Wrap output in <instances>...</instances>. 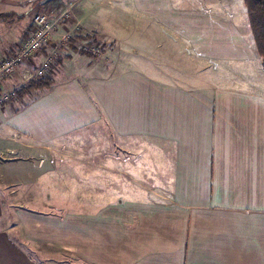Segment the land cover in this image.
Masks as SVG:
<instances>
[{"label":"crops","instance_id":"obj_1","mask_svg":"<svg viewBox=\"0 0 264 264\" xmlns=\"http://www.w3.org/2000/svg\"><path fill=\"white\" fill-rule=\"evenodd\" d=\"M73 1L67 4L73 7V34L112 38L108 52L125 66L109 75L104 64L99 67L94 57L81 54L77 44L57 40L2 82L3 88L17 89L26 67L37 65L46 54L60 59L51 69L50 87L35 89L22 109L31 112L5 118L8 128L20 135L0 131L5 141L0 142L5 147L0 161L17 163L0 174L2 190L7 201L13 197L9 187L17 192L18 206L21 186L27 184L28 193L48 191L47 168L21 170L23 156L38 152L40 160L47 152L57 155L53 145L67 134L90 127L100 131L103 122L120 138V147L129 142L123 150L146 151L147 183L139 186L148 193L108 203L80 202L85 208L81 213L61 216L21 214L20 208L17 225L11 227L0 192V264H71L66 256H76L83 264H264V67L254 50L245 7L237 14L233 6L217 7L222 0H114L102 11L95 0ZM19 14L23 17L25 10ZM21 22L20 35L0 23V28L7 27L0 35V58L13 54L27 35ZM57 31L53 38L59 37ZM135 31L141 36L134 38ZM169 44L184 45L202 60V53L230 60L234 76L250 83L217 85L201 65L196 66L202 77L194 85L165 81L154 71L149 48L162 55ZM139 54L145 61L142 70L133 65ZM12 100L0 109L3 117ZM99 135L104 142L105 136ZM9 152L18 155L6 158ZM44 197L46 206L58 205L50 195ZM44 241L58 249L56 257L39 247Z\"/></svg>","mask_w":264,"mask_h":264},{"label":"rangeland","instance_id":"obj_2","mask_svg":"<svg viewBox=\"0 0 264 264\" xmlns=\"http://www.w3.org/2000/svg\"><path fill=\"white\" fill-rule=\"evenodd\" d=\"M112 1L114 3V0H95L94 4L98 10H100V8H98V4H101V9L104 11L110 7ZM8 2H17L18 4H8ZM68 2L70 3L74 1L0 0V14L7 15L3 19H0V23H5L3 26L17 30V34L20 35L22 26L21 20L25 25L23 29L29 30L31 27V17L33 13L42 9L47 10L50 15L54 17L59 13H63L58 26L59 32L57 31L59 37L53 38V41L56 42L58 40L61 45L63 44L66 46H68L69 42H71L70 45L73 46L74 44H77V48H80L84 43L88 45L100 46L101 51L98 54L93 53L95 64H98L99 67L105 65L104 68L106 69V72L109 75H113L117 68L125 66V64L119 62V60L115 61L116 59L114 60L113 54L108 52L112 51V38L97 40V37L94 35L95 37L93 40H88L86 42H83V40L80 39H78L80 41L77 42L74 40L71 41L70 39L72 38L73 29L70 28L69 24L72 19L71 12L73 7L67 5ZM187 3L189 4L190 2L187 0ZM216 4H218L217 7L221 9H224L227 6H233L237 14L238 8H244L241 0H222ZM201 5H205L204 1H201ZM21 10H25L23 17L19 16ZM8 12H13L14 14ZM137 23L140 24L141 22L137 21ZM7 27L0 28V35H2ZM239 27H241V25H239ZM9 32L10 31H8V33ZM133 36L134 38H137L141 36V34L140 32L135 31L133 32ZM67 37H69L68 40ZM0 38L3 37L1 36ZM55 48L57 49L56 44ZM149 49L153 52L154 71L157 75L162 76V79L165 81L187 86L194 85L199 82L197 79L198 76L202 77V73L197 72L198 67L196 66L201 65V70L211 73L212 78L210 81L212 83L216 82L217 85L226 84L243 87L241 84L250 83L247 79L239 80L234 76L233 73H235L236 69L233 65V62L230 60H217L214 58H209L204 53H202V60L199 58V56H192L190 53H188V50L184 45H176L174 47L169 44L165 49V53L162 55L158 54L154 48L150 47ZM191 57L194 59H191ZM53 58L54 62L51 65V69H54L55 65L60 60H55L54 54ZM143 62L145 61L142 60L139 54L133 65H135L138 70H142L145 68ZM51 72L52 71L50 70L46 75H50ZM237 73V76L241 74V72ZM22 84L23 83H21V85ZM16 85L17 84H14L15 87ZM36 93V90L35 92L31 91L30 94H28L26 97H23L22 99L26 104L24 103L22 107L18 106V103L21 102L20 97L14 98V100H12L13 104L7 107L5 110V117H3L2 113H0V131L7 130V136L10 137L12 135L15 137L20 135L17 134L18 132L12 131L11 128H8L7 123L10 124V121L5 120V118H9L11 116L16 118L20 115L30 113L31 110L22 111V109L27 106V103L32 101ZM20 110L21 112H19ZM98 126L105 127H102L103 129L100 131L95 127H90L89 129H82L80 131L70 132L67 134L62 138V142H57L53 145L56 148L55 150L58 152L57 155L47 152V156L40 160L35 157L38 152L34 154V157L23 156V158L26 160L21 161V170H23L22 167L29 168L42 166L47 168L45 170V174L47 176L44 177H48V182L45 184V186L48 188V191L29 192L31 193L29 194L26 192L29 186L25 184V187L21 186V206H18L14 205L17 202V200L14 199V197L17 195V192L12 191L11 193V188L9 187L7 193H9V196L13 197L7 201L0 183V192L2 194V198L6 200L5 206L3 208L5 211L4 216L7 218L6 222L11 225V227L17 225L16 221L17 216L20 213V208L21 214L27 212L29 214L40 215L41 212H45L61 216L63 214L65 215L66 213H81V211H83L85 208L82 207L80 202L105 199V202L108 203L110 201H114L118 197L122 198V200L123 198L128 199L129 197H133V194L138 198H145L147 196L148 192L144 191L145 188H142V185L139 186V183H147L144 176L146 151H134L132 154L123 150V148L129 144V142H123V147H120V138H117L113 134L108 124L101 122L98 124ZM98 134H100L99 136H105L104 142H102L103 139L99 140L96 138ZM0 142L4 143L5 141L0 140ZM103 146L105 147V150L103 149ZM92 147H94V150L98 147L101 151L96 153L91 149ZM3 150H5V147L0 146V151ZM82 151H84L86 154H84V156L82 155L81 157ZM5 154L6 152H4L2 156ZM25 154L29 155L28 153ZM16 155L18 154L9 152L6 158H11V156ZM7 160L8 162H12V160L16 159ZM0 164H2L1 161ZM16 164L17 163L13 162L9 165L5 163L0 165V174H3L7 168L16 166ZM53 169H55V173L49 175L48 171H52ZM119 169L122 170L121 174L119 173ZM30 171L34 173V169H31ZM101 184L104 185L105 189H103ZM41 185L42 184L39 183L38 189L41 187ZM15 189H18V186L15 187ZM45 194H47V196L50 195L52 202L55 205H58L46 206V203L49 202L46 201L47 198L44 197ZM3 225H5V223ZM21 233H24L22 228ZM44 242L45 245L40 244L39 247H45L42 250L47 253L51 251V255L56 257V248L49 246V241ZM66 259V262L71 264H83L82 261L76 256H66ZM42 261L48 262L49 260L47 258Z\"/></svg>","mask_w":264,"mask_h":264},{"label":"built area","instance_id":"obj_3","mask_svg":"<svg viewBox=\"0 0 264 264\" xmlns=\"http://www.w3.org/2000/svg\"><path fill=\"white\" fill-rule=\"evenodd\" d=\"M62 14L59 13L54 17L45 9L33 13L31 27L27 35L19 42L16 51L0 58V109L16 97V88H3L2 82L6 78L12 77L22 63L34 59L43 46H48L53 42V35L58 30ZM68 39L69 37H67ZM79 49L94 54H98L101 51L100 46L86 43ZM53 62L54 58L51 53L44 55L37 65L26 67L22 72V83L33 78L45 76L51 70Z\"/></svg>","mask_w":264,"mask_h":264},{"label":"trees","instance_id":"obj_4","mask_svg":"<svg viewBox=\"0 0 264 264\" xmlns=\"http://www.w3.org/2000/svg\"><path fill=\"white\" fill-rule=\"evenodd\" d=\"M246 10L247 23L253 39L254 50L260 58L264 67V0H241ZM6 14H0V19H3ZM86 37L93 38L89 35H73L71 41L85 39ZM98 40V39H97ZM81 54L94 57L93 53L79 49ZM52 77L45 75L41 78H33L23 83L16 89V98L23 97L26 93L39 88H49L52 84Z\"/></svg>","mask_w":264,"mask_h":264}]
</instances>
